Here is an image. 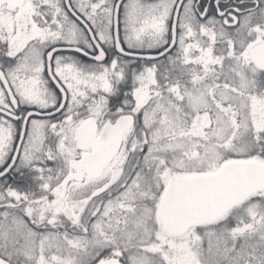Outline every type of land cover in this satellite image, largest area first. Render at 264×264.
<instances>
[{
	"label": "snow or ice",
	"instance_id": "snow-or-ice-1",
	"mask_svg": "<svg viewBox=\"0 0 264 264\" xmlns=\"http://www.w3.org/2000/svg\"><path fill=\"white\" fill-rule=\"evenodd\" d=\"M0 264H264V0H0Z\"/></svg>",
	"mask_w": 264,
	"mask_h": 264
}]
</instances>
